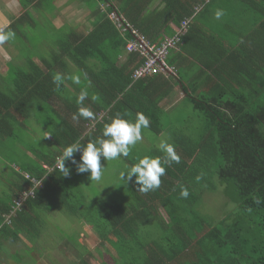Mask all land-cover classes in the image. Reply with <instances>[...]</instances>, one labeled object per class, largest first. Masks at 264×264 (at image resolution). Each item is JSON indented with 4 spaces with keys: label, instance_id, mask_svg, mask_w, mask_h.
Masks as SVG:
<instances>
[{
    "label": "trees",
    "instance_id": "16d2710c",
    "mask_svg": "<svg viewBox=\"0 0 264 264\" xmlns=\"http://www.w3.org/2000/svg\"><path fill=\"white\" fill-rule=\"evenodd\" d=\"M100 1L108 8L89 34L70 33L61 41L59 54L38 57L39 61L22 47L23 34H16L31 22L30 16L26 14L11 27L15 37L9 42L16 46L23 41L19 48L25 54L17 69L8 66L5 75L0 74V151L12 150L13 141L22 143L19 130L27 129L25 122L32 114H39L38 118H44L40 113L47 114V120L38 122L47 123L51 130L47 146L29 150L24 145L34 159L24 157L20 146L15 152L20 154L18 159L1 154L8 160L0 167L18 175V182L7 196H0V236L4 232L18 236L35 223L33 216L44 220L40 214L64 208L94 229L117 256L111 257L115 264H264V0H231L240 3L236 14L243 22L226 25L237 36L235 46L226 47L221 34L204 24L218 0H161L163 7L154 11H150L154 0L125 2L123 19L156 45L162 42L163 32L171 33V24L178 28L194 16L180 51L168 58V64L177 70L176 79L156 75L135 83L132 74L141 59L126 53L132 31L121 36L107 16L116 11L115 5L112 0ZM196 64L201 72L189 87L186 72ZM57 74L63 77L59 87L53 82ZM74 74L82 76L86 85L75 87ZM179 83L199 115L204 133L194 150L180 148L179 163L165 166L158 189L143 193L135 177L129 183L120 178L121 185L112 186L114 191L104 189L101 201L98 196L94 202L87 194L81 196L79 188L71 189L70 175L76 172V165L66 162L70 174L65 177L55 163L66 146L86 145L100 138L105 124L117 113L134 122L136 113L143 112L150 120L148 128L157 135L163 133L161 103ZM67 85L78 96L82 89L87 90L83 107L93 112V118L73 119L80 105L74 93L69 95L73 99L66 97ZM132 87L136 90H130ZM74 157L79 161L81 153ZM30 179L40 181L41 186L12 223L5 224L15 200L32 188ZM181 187L188 188L187 198L180 195ZM219 188L237 207L216 221L199 208L204 195ZM78 236L77 243L70 240L77 251L74 263L90 264L85 258L89 249L81 243L80 233Z\"/></svg>",
    "mask_w": 264,
    "mask_h": 264
},
{
    "label": "crops",
    "instance_id": "0c3cea01",
    "mask_svg": "<svg viewBox=\"0 0 264 264\" xmlns=\"http://www.w3.org/2000/svg\"><path fill=\"white\" fill-rule=\"evenodd\" d=\"M128 1L129 0H112L116 8V11H114L113 13L123 18L124 16L123 14H121V10L124 7V4H126L125 2ZM239 4L236 5L235 1H231V0H218L212 6V10H213L212 15L208 16L207 19H205L204 24L209 28H211L214 31L213 33L215 32H216L215 34L220 33L222 38L227 41L225 47L227 45L235 46V42L237 39V36H235V32H233L230 28H227L226 25H239L240 23L243 22L237 18L238 16L236 14V12L240 10ZM159 7L161 8L163 7V3L161 5V0H154V2L150 6V11H154ZM106 8H108V4L100 0H0V31L6 32L8 30H11L12 25L18 22L21 17L25 16L26 14L30 16L31 22H29V24L30 26H32V28L29 29L28 27L26 29L24 26L22 27V30L18 31V33L16 34H23L24 38L21 37V39L23 38L25 43L22 47L28 48V50L31 52L30 54L35 56L36 61H39L37 59L38 57H42V56L50 57V55L54 53L59 54L60 51L59 47L61 45L60 44L61 41L64 40L66 36L70 35V33L75 34L80 32L82 34H89L99 24L100 21L99 19L101 18V15L106 14L107 11ZM217 9H222L223 12H227L231 14V16L223 15L219 20H217L215 18V12ZM113 13H109L107 15L108 18ZM44 18H47L49 20L50 29L44 28L45 26L43 25L45 20ZM112 24L114 25L113 22ZM36 26H38L39 32H36L34 30L37 29ZM170 26H171L170 28H172L171 33L163 32V34L161 35L162 37L160 39H163V37H165L166 35H170L174 33V27H172V24ZM24 31H31L33 34L35 32L36 37L33 38L30 36V38H27L26 34L23 33ZM117 31L121 36L123 37L125 36L124 34H121L119 30ZM9 41L0 44V63H2L0 65V68L1 67L3 68V65H6L5 63L10 62L11 60L9 51L11 52L13 48V44H11ZM18 49H19L18 51H19V63H20V61H22V56L25 53H22V50L20 48ZM178 51H180V47L177 50L171 51V53L174 55ZM127 55L123 56L121 59L125 60ZM191 68L192 69L195 68V69L193 70L188 69L189 72L188 71L186 72V85L189 87L193 86L197 74L201 72L200 70L201 68L199 69V66L197 64L193 65V67ZM177 75L178 73H176V75L174 76L163 75L162 77H165L166 79L169 78L176 79ZM79 84H77V86H79ZM182 86H183L182 83L174 85L173 92H171L170 95L166 97L161 103V107L163 108V114L160 115V118L164 126V132L157 135L153 131H151L150 128L142 129L143 140L139 143L141 146H144V149L142 150L140 156L134 155L133 157H128V158H132L131 160L128 159L130 166L133 165L131 162L136 163L138 162L139 158H142L143 156L146 155L150 156V154H156L152 157L161 156L163 153L159 150V142L161 139H168L170 143H173L176 147L177 152H179V150L181 151L182 148L185 149L187 152H190L194 150V148H196L195 146L198 140L203 135L204 130L202 128L201 119H199L198 124H193L194 119L192 114L189 115L180 114V111L182 110L181 108L184 106H189L190 104L189 101L187 100L186 94L182 89ZM130 90L135 91L136 89L132 87ZM65 91L69 92L68 94H66V97H68L69 100L73 99L74 96L72 95V97H70L69 96L71 95L70 92L75 93L74 100L77 99L78 95L74 90V88L70 87V85L68 89H65ZM55 104L56 103H54L53 105ZM57 110H59L58 113H61V115L64 114V112L61 111L62 109H60L59 107H57ZM176 112H177V120L176 122H171L170 118L173 119V116ZM37 116H39V114H32L29 120L35 119V121H38L42 119V121H44L48 119L47 114L44 113L43 114L40 113V116H44V118L43 117L38 118ZM68 120L71 121L72 119H68ZM37 124L39 123L37 122ZM43 125L45 128H48L47 123L46 125L45 124ZM173 127L174 128L176 127V129H174ZM148 133H152L154 134V136H156L155 142L150 141L152 139L149 138ZM45 136H48V134H46ZM2 151H0V166L2 164L5 165L6 160H8L1 155ZM27 155L31 157L30 159H34L30 151H27ZM0 175H1L0 178L3 180L4 184L8 186V190L6 191L8 192H10V190L13 191L15 189L14 185L18 182L17 181L18 175L13 174V172H9L6 170L4 171L1 167H0ZM19 184L22 185L24 183L20 182ZM77 186L81 190L80 185ZM79 189L78 191H80ZM202 202H203V198H202ZM51 213L49 212L44 215L40 214V216H44L46 218L47 216H51ZM53 214L60 215L61 217H70V215H72L69 212L64 211V208L57 210V212L53 211ZM72 216L73 218L77 217L76 215H72ZM34 219H35V223H31V224L29 223L30 225H28V227L26 228V230H28L27 233L26 230L19 231L21 229L20 228L19 230H16L19 231L18 236L11 234V232H4L0 236V264H21L20 258L17 257L16 259H14L16 253H18V250L14 246L20 243L30 246V242H33L35 244V245L33 244V246H35V249L37 248L36 252H38L37 254L33 255V259L42 260L41 251H43V249L44 250L50 249L49 246L52 244L47 242L49 235L48 232L45 231L46 226L44 224V220L42 219L37 220L36 215L33 216L31 220L33 221ZM58 224L60 226L63 225L64 227V224H62L60 221H58ZM80 224L84 228L82 230L83 232L85 230V227H87L88 225L86 226V224L81 220H80ZM80 238L83 246H86L85 242L82 240L81 234H80ZM40 242H42V245L40 244ZM69 242H70L69 239H65V241L62 240L60 242V245L57 244L54 247V249H56L57 251L59 250V253L63 254L64 257L67 259H69V254L65 253L64 250L66 249L69 250L70 246L72 248H75V244ZM9 244H13V246H8ZM9 248H13L14 251L12 252Z\"/></svg>",
    "mask_w": 264,
    "mask_h": 264
},
{
    "label": "rangeland",
    "instance_id": "374dc122",
    "mask_svg": "<svg viewBox=\"0 0 264 264\" xmlns=\"http://www.w3.org/2000/svg\"><path fill=\"white\" fill-rule=\"evenodd\" d=\"M44 19H45L43 23V25H45L44 28L50 29L49 20L47 18H44ZM28 24L24 25L26 29L28 28ZM36 28L37 29H34V30L36 32H39L38 26H36ZM23 33L26 34L27 38H30V36L33 38L36 37L35 32L34 34L31 31H24ZM21 37L22 35L20 36V38ZM22 42L23 41H19L16 46L13 45L11 52L9 51L11 60L10 62H6L5 63L6 65L3 66V68L2 67L0 68L1 76L5 75V73L7 72V69H8L7 66H9V68L14 67V69H17V67L19 66L20 63H19V51H18L19 49L18 48L20 47ZM1 64L2 63H0V65ZM74 76L79 77V80H82L81 79L82 76L77 75V74H74L73 77ZM72 84H74L75 87H78L77 83H72ZM84 85H86V81L82 80V82L79 84V87H83ZM181 109H182L180 111L181 115L192 114L193 119H194L193 124L199 123L200 117L196 112H194V109L190 104L189 106H184ZM170 119H171V122H176L177 112L174 114L173 119L172 118ZM37 122L38 121H35V119L26 121L25 125L27 126V129H21L19 130V133H18V137L23 144L20 142L13 141V143L10 145L11 147H9L12 150L6 151V152L5 150H3L2 155L4 156L6 155L11 160H14V159H18L20 155L19 153H18L19 155L15 154V152L19 150V146L21 147L20 150H24V157H25V154H27V151H28L27 148L29 149L37 148V147H41V145L47 146L46 145L48 144L46 140L47 136L45 135L48 133L49 130H51V128H45L43 127L42 123L38 122L39 124H37ZM174 129H176V127ZM148 135H149V138L152 139L150 140L151 142L156 141L155 140L156 136H154V134L148 133ZM24 145L27 148H25ZM50 149L53 150L54 146L51 145ZM143 149H144V146H141L140 143L138 142L136 145L131 146L130 154L128 157H133L134 155L140 156ZM128 157L127 158L121 157L116 160H108V161L102 158L101 165H102L103 175L99 182L92 181L90 179V175H91L90 172L83 173L84 174L83 176V174H80L76 171L75 173L70 175V179L71 180L73 179L71 181V185L73 183V185L71 186V189L72 190L77 189L78 188L77 185H80L81 187L80 194H82L81 196H83V194L84 195L87 194L86 196L93 202L95 201L96 197L104 193L103 191L104 189L110 188V191H114L112 186L115 187L116 185L122 184V182L118 181V179H120L121 172L125 171L126 169L130 167L128 159H132V158H128ZM4 189L8 190V186L5 185L3 180L0 178V196L4 195L5 193H7L6 196L9 194L8 191H3ZM101 199L102 197L99 198V201H101ZM90 200H87L88 204L86 205L89 206L91 204ZM236 207L237 206L235 204L231 203L229 200H227L224 197L222 188H219L218 190L206 193L204 195L203 202L199 210L201 211V213L207 216H210L211 218H214L216 221H219L224 216L231 213ZM58 221L64 224V227L63 225L60 226L58 224ZM44 224L46 226L45 231L48 232V235L50 237V238L48 237L47 242L52 244L49 246L50 249H46V250L43 249V251H41L42 260H36V259L34 260L33 255L37 254L38 252H36L37 248L35 249V246H33L34 244L33 242H30L31 249H30V246H27L26 244H22V243L16 244V246L14 247L18 250V253H16L14 259H16L17 257L20 258L21 264H68V263L73 264L75 260L73 257H77L76 256L77 251L75 248H72L70 246L69 250L68 249L64 250L65 253L69 254V258H70V260L67 259V261H65L64 255L59 253V250L57 251L56 249H54V247L57 244L60 245V242L62 240L65 241V238L77 243L79 241L78 240L79 233L81 234L82 240L85 242L86 247H88L89 249V254L90 252L92 253V256H89V254L85 256L86 260L90 264H113L114 263L113 259H116L117 256L113 253V251L109 250V248L100 240V238L98 237V235L95 233V231L92 228L86 225L87 226L85 227L86 231L84 230L85 232L84 231L82 232L84 228L80 224V220L77 217L73 218L72 215H70V217H61L60 215H54L53 213H51V216H47L44 219ZM40 244L42 245V242H40ZM8 246H13V244H9ZM9 249L12 252L14 251L13 248H9ZM111 257L113 259H111Z\"/></svg>",
    "mask_w": 264,
    "mask_h": 264
},
{
    "label": "clouds",
    "instance_id": "9594fccd",
    "mask_svg": "<svg viewBox=\"0 0 264 264\" xmlns=\"http://www.w3.org/2000/svg\"><path fill=\"white\" fill-rule=\"evenodd\" d=\"M224 15L222 9H217L215 18L219 20ZM15 37V32L12 30L0 31V44L12 40ZM75 83L79 84V77H73ZM63 77L57 74L53 77V82L60 86ZM88 97L86 89H82L78 98L77 105L78 113L73 115L74 120L80 117L85 119L93 118V112L86 107H83L85 99ZM126 115V114H124ZM124 115L117 113L111 122L105 124L100 138L90 140L86 145L79 142L66 146L62 154L56 159V167L67 177L70 174V168L66 167V162L71 161L76 165V171L80 174L90 172V179L99 182L102 178L103 171L101 159L116 160L121 157H128L131 146L136 145L143 140L142 129H147L150 125L149 118L143 112H137L135 121L125 119ZM159 150L164 153V156H143L138 159V162L131 165L128 169L121 172V180H127L129 183L135 177V184L138 190L143 193H148L158 189L161 185V177L166 172V165L179 163L181 160L176 147L170 143L168 139H161L159 142ZM80 152L81 158L77 161L74 154ZM180 195L183 198L189 196L187 187H181Z\"/></svg>",
    "mask_w": 264,
    "mask_h": 264
},
{
    "label": "built area",
    "instance_id": "2783aa9c",
    "mask_svg": "<svg viewBox=\"0 0 264 264\" xmlns=\"http://www.w3.org/2000/svg\"><path fill=\"white\" fill-rule=\"evenodd\" d=\"M109 18L121 34L125 35L128 29L132 31L133 37L127 40L126 53L135 54L139 59H141V64L132 74L133 83L161 74L165 76L176 75V68L170 66L167 60L171 51L179 49L182 45L183 37L188 33L194 16L185 19L178 28L174 27V33L172 35H166L159 45L152 43L149 38L140 34L138 31L133 30L132 27L118 15L113 13L109 16ZM27 177L29 178V176ZM30 182L33 184L32 188L22 192L17 200H15L12 210L6 216L4 222L5 224L10 225L12 223V219L19 211H21L24 202L29 198L34 197L35 190L41 186L40 181L35 179H30Z\"/></svg>",
    "mask_w": 264,
    "mask_h": 264
}]
</instances>
